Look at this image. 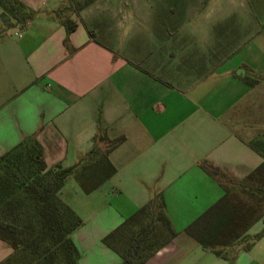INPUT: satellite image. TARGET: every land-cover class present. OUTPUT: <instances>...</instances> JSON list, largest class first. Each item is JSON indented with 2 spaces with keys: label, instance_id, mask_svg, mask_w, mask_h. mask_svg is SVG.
Returning a JSON list of instances; mask_svg holds the SVG:
<instances>
[{
  "label": "crops",
  "instance_id": "crops-1",
  "mask_svg": "<svg viewBox=\"0 0 264 264\" xmlns=\"http://www.w3.org/2000/svg\"><path fill=\"white\" fill-rule=\"evenodd\" d=\"M19 1L35 13L22 31L0 8V156L34 136L48 168L72 169L102 148L96 137L123 139L108 154L113 176L91 193L69 176L60 192L82 220L78 264H124L104 239L158 198L178 235L144 264H264V237L226 259L186 231L224 195L202 163L243 180L264 162L249 145L264 134V72L244 80L264 61L250 45L255 9L98 0L77 14L70 0ZM67 19L77 28L66 46ZM14 253L0 240V264Z\"/></svg>",
  "mask_w": 264,
  "mask_h": 264
},
{
  "label": "trees",
  "instance_id": "trees-1",
  "mask_svg": "<svg viewBox=\"0 0 264 264\" xmlns=\"http://www.w3.org/2000/svg\"><path fill=\"white\" fill-rule=\"evenodd\" d=\"M97 1L70 0L71 10L80 14ZM0 8L9 30H24L35 15L19 0H0ZM64 26L67 46L77 24L67 19ZM244 80L247 82L248 77ZM122 141L96 137L94 143L108 142V150L102 153L94 148L91 158L72 169L61 165L48 168L44 149L34 136L23 139L0 156V240L15 250L14 256L1 264H78L80 253L71 235L82 225V220L61 200L60 192L69 176H75L84 192L96 190L116 173L108 154ZM249 145L264 158V134ZM201 167L218 182L224 195L186 231L204 250L229 259L234 249L249 238L251 227L261 220L262 231L243 245V249L250 250L264 237V162L243 180L206 162ZM235 186L246 197L233 193ZM177 235L164 200L158 198L139 209L104 242L120 254L124 264H144Z\"/></svg>",
  "mask_w": 264,
  "mask_h": 264
},
{
  "label": "rangeland",
  "instance_id": "rangeland-1",
  "mask_svg": "<svg viewBox=\"0 0 264 264\" xmlns=\"http://www.w3.org/2000/svg\"><path fill=\"white\" fill-rule=\"evenodd\" d=\"M148 1L150 2V0H148ZM244 1L246 3H248L251 8L255 9L254 15H255V18L257 21L256 34L253 38L252 44L250 43V45L252 47L254 46V48L256 49V53H263V50H264V0H244ZM215 3L216 2H212L211 0H207L201 5V7L209 9L210 7L215 5ZM224 6H226V5L224 4ZM1 34H2V32L0 31V36H1ZM251 68L252 69L250 70L247 77H248V80H255L256 77H259L261 75V73L264 72V61L254 62V66H252ZM96 145L100 146L101 143L97 142ZM109 145L110 144H108V142H107V143L102 145V148H100L101 147L100 146L99 149L101 150L102 153L106 152L108 150V148L110 147ZM233 193L238 194L241 198L246 197L244 192L242 191V189L239 188L238 186H235ZM253 237L254 236H251V237L247 238L245 241H243V245L250 242Z\"/></svg>",
  "mask_w": 264,
  "mask_h": 264
},
{
  "label": "built area",
  "instance_id": "built-area-1",
  "mask_svg": "<svg viewBox=\"0 0 264 264\" xmlns=\"http://www.w3.org/2000/svg\"><path fill=\"white\" fill-rule=\"evenodd\" d=\"M19 34V33H18Z\"/></svg>",
  "mask_w": 264,
  "mask_h": 264
}]
</instances>
